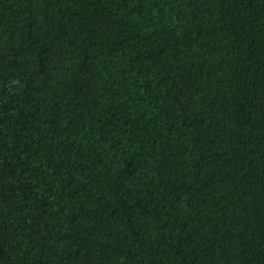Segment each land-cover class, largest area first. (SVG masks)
<instances>
[{"label":"trees","instance_id":"16d2710c","mask_svg":"<svg viewBox=\"0 0 264 264\" xmlns=\"http://www.w3.org/2000/svg\"><path fill=\"white\" fill-rule=\"evenodd\" d=\"M0 264H264V0H0Z\"/></svg>","mask_w":264,"mask_h":264}]
</instances>
